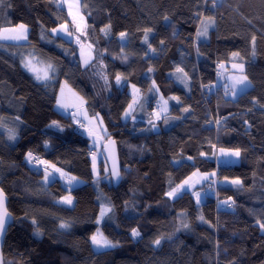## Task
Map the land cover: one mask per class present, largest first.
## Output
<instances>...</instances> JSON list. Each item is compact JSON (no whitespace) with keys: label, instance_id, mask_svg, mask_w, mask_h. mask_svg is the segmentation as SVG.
I'll use <instances>...</instances> for the list:
<instances>
[{"label":"trees","instance_id":"trees-1","mask_svg":"<svg viewBox=\"0 0 264 264\" xmlns=\"http://www.w3.org/2000/svg\"><path fill=\"white\" fill-rule=\"evenodd\" d=\"M80 13L85 33L67 41L51 34L71 24L59 0H0V30L28 29L24 45L0 42V189L13 218L4 264H264V230L257 223L264 222V0H80ZM205 24L207 35L198 37ZM145 28L152 29L155 52L144 43ZM85 45L92 60L83 67L79 48ZM30 47L53 66L49 84L19 69ZM233 64L244 66L250 86L231 98L227 79L238 74L228 71L223 81L221 67ZM177 67L186 83L172 77ZM61 79L83 97L89 117L104 121L105 140L116 142V185L103 159L93 178L90 139L54 109ZM129 85L148 98L140 118L124 122ZM157 96L168 110L154 120ZM237 148V163H216L217 151ZM29 152L46 163L33 166ZM43 164L83 184H45ZM193 177L198 185L185 188ZM236 179L239 185L230 183ZM211 180L214 194L197 205L193 193L207 192ZM182 184L177 196L166 195ZM65 196L71 207L58 202ZM226 200L231 208L221 203ZM102 204L112 210L98 225ZM98 228L118 246L94 252ZM133 228L139 237H132Z\"/></svg>","mask_w":264,"mask_h":264},{"label":"rangeland","instance_id":"rangeland-1","mask_svg":"<svg viewBox=\"0 0 264 264\" xmlns=\"http://www.w3.org/2000/svg\"><path fill=\"white\" fill-rule=\"evenodd\" d=\"M60 6L63 7L69 15L71 24H62L58 27H56L55 29H57L59 35H56L53 33V31L51 30V34L53 36H58L61 37L67 41H72L74 36H81L85 33L86 30V20L84 18L83 15H81L80 13V0H59ZM70 11H71V15H70ZM14 28V27H13ZM5 29H11V28H5ZM71 31L74 32V34L71 33ZM28 32V29H27ZM3 35H7V36H13V33L10 32H5L2 33ZM78 37V38H79ZM26 38H27V34H26ZM26 38L25 39H14V38H9V39H0V42L2 43H7V44H16V45H24L26 43ZM80 43V42H79ZM79 59H80V63L81 66L85 67L89 64V62L92 60V51L89 45H85V46H81L79 48ZM36 54V49L33 47H30L28 53L26 54V56L20 61L19 63V69L26 75H29L30 77H32L37 83L40 84H49L52 81L53 75H54V71L50 72V79L47 81H41L38 82L35 78L32 72H29L25 67H23L22 65V61L25 60V58H32L33 60V64H35L37 67H46L48 64L44 61H42L41 59H39L38 57L35 56ZM235 65V64H233ZM233 65L230 66L229 69L226 68V66L222 65L221 67V71L223 72V76L221 78V80H225V73H228V71H230L231 73H236L238 75H243V73H241L237 68L233 67ZM180 76L181 79H183V75L180 73H174L172 75V77L174 78V80L178 83L181 84L180 79H177V77ZM234 77H239V76H233L230 77V79L228 80V89H231V84L233 82L232 78ZM224 78V79H223ZM118 84V83H117ZM121 84V81L118 85ZM134 89H137L136 87L129 85L127 87V92L130 94L131 96V100H130V104H133V101L135 99L136 103L133 104V107L131 109H129V106L126 108V110L124 111L121 120L122 121H126L129 119H132L131 117H134V120L140 118L137 117L143 109H141L142 105L141 102L145 103L147 100V95L143 96L139 93V91H134ZM230 94H231V90H230ZM148 96H151V93L148 94ZM60 97L63 104L65 105V107H58L57 106V98ZM56 101H55V105H54V109L64 115V116H70L75 122L80 120L79 117L81 116H85L87 118L83 119L84 120V127H81V123H76L77 124V129L79 127H81L82 129L79 130L81 133H83L86 137H88L90 139V149L93 151V156H91V173L93 178L96 180L99 178L100 175V167L99 164L101 162V160L103 159L102 153H101V147L102 144L106 141L105 137L107 135V127L106 124L104 123V121L100 118V116H98L97 118H93V117H89L87 114V111L85 109V101L83 99V97L77 93L73 88H71L67 82L63 79L60 80V84H59V88H58V92L56 95ZM164 99L161 96H157L156 102H157V107L156 110L153 112V118L154 120H159L160 117H162L166 112L164 111L165 108V104H164ZM138 110V111H137ZM167 110H168V105H167ZM128 113V115L126 116L125 113ZM75 113V116L73 115ZM159 117V118H158ZM141 121H145L144 118L140 119ZM89 129L92 131L93 135H89V131H86L85 129ZM106 133V134H105ZM95 157V159H94ZM217 159V160H216ZM216 163L219 165V161L223 160L225 162H227L229 165H233L235 163L238 162V157H234V156H225L221 153V151H217L216 154ZM95 167V170H94ZM41 168L44 170V183H45V172L47 171L48 173L51 174V180L50 182H52L53 180L57 179L59 181H61V183L63 184L64 187L66 188H75V187H79L83 184V181L79 180L76 178V180H74L71 184L67 183V179L69 177H72L70 175H67L62 177L60 175V172H57L55 167L50 166L48 164H43L41 166ZM104 171L107 172V167L104 168ZM63 172V171H62ZM199 178L197 177H193L188 184L185 185V188H192V186H196L199 183ZM48 182V183H50ZM45 183V184H48ZM209 187L207 188V192H202V191H195L193 193V199L195 201V203L197 205H200L203 201L206 195H213L214 194V188H215V183L214 181L211 180L210 184L208 185ZM213 186V187H212ZM195 193H199L200 195V201L198 203L197 201V196L195 195ZM66 197V196H65ZM64 198V197H63ZM61 198L58 202L60 204H62L63 206L66 207H71L73 205V199H72V205H68L65 203H62V199ZM104 206L103 204L100 206V211H99V215L98 218L100 217V212H101V207ZM110 213V212H109ZM108 213V214H109ZM106 214L103 219L100 220L101 224L103 222V220L105 219V217L108 215ZM98 224V225H99ZM137 238V237H136ZM91 247L92 250L94 252H101V251H105L108 250L110 248L107 249H100L97 250L94 248L92 241H91Z\"/></svg>","mask_w":264,"mask_h":264},{"label":"snow or ice","instance_id":"snow-or-ice-1","mask_svg":"<svg viewBox=\"0 0 264 264\" xmlns=\"http://www.w3.org/2000/svg\"><path fill=\"white\" fill-rule=\"evenodd\" d=\"M70 15H71V11H70ZM167 19H168V17L166 16L165 20H167ZM209 19H211V18H209ZM209 26H210L209 24H205L203 29L198 30V32H197L198 37L199 36H206ZM109 27H110V25L106 26L105 29H102V31H106ZM52 31H53L54 34L59 35L57 29H52ZM143 31L145 33V35H144V43H148L149 44V49L151 51L155 52L156 49H153L151 47V44L148 41V34L152 32V29L151 28H145ZM5 32H10V33H13L14 35L11 36V37L7 36V35H3L2 33H5ZM26 34H27V26L24 25V24H19V25L15 26L14 28H11V29H2V30H0V39H9V38L25 39L26 38ZM126 36H127V33H125V32H121L120 33L121 40H124L126 38ZM252 39H253V42H254L255 41V37H253ZM163 43H164V41H161V44H163ZM232 55L235 57V56H238L239 54L238 53H232ZM22 65L29 72L33 73L34 78L38 82L49 80L50 79V72L54 71V68H53V66L51 64H48L46 67H42V68L41 67H37L35 64H33L32 58H25V60L22 61ZM233 67L237 68L241 73L244 72V66L242 64H235V65H233ZM149 71H151V69H149ZM175 71H176V73H180V74L183 75V79H181L180 76H178L177 79H180V81L182 83H186L187 74L184 73L183 69L180 68V67H177ZM232 80H233V82L231 84V89L230 90H231V94L233 96H235L239 90H242L243 88L250 86V83L248 81V77L246 75H240L239 77H234V78H232ZM116 81H117L118 84L121 81V76L119 74L116 77ZM45 86H47V85H45ZM134 91H138V89H134ZM227 94H228V88L226 86V95ZM172 99H176L179 102V98H177V97H172ZM56 103H57L58 107H65V105L63 104V102H62L60 97L57 98ZM134 103H136L135 99L133 101V104ZM254 103H255V101H254ZM133 104H129V109H131L133 107ZM164 104H165L164 111L166 112L167 111V101H164ZM184 111L187 112L188 109L185 108ZM73 115L75 116V113ZM125 115L127 116L128 113L126 112ZM165 122H167V121H165ZM217 123L219 124L220 121L217 120ZM52 124H53V126L59 127V125L57 124L56 121H53ZM81 127H84V125L82 123H81ZM153 127H155V125H153ZM85 130L89 131V135L90 136L93 135L91 130H89L87 128ZM9 138L10 139H15L16 138L15 134L13 133L12 135H10ZM111 143L114 145L115 142L112 141ZM106 148H107V146H106ZM220 151L225 156L239 157L240 154H241V150L239 148H237L235 150L221 149ZM201 155H204V154L201 153ZM26 159L31 163L32 160L34 159L33 153L32 152L27 153ZM94 159H95V157H94ZM41 163H46V162L45 161H41ZM94 170H95V167H94ZM56 171L60 172V175L62 177L67 175L66 173L62 172L60 169H56ZM112 175H113L114 178H118L120 173H119L118 170L114 169ZM193 175H195V173ZM215 175H216L215 173H212L211 175H204L203 179L204 180H210L211 176H215ZM50 180H51V174L46 171L45 172V183L50 182ZM74 180H76L75 177H69L67 179V183L71 184ZM230 183L239 185L241 182L238 179H236V180L230 181ZM184 184H187V181H185ZM184 184H182V185L178 186L177 188H174L171 191L167 192L166 195L169 198H173V197L177 196L178 193H180V192H182V190H184ZM195 195L197 196V201L199 203L200 195H199V193H195ZM229 200H230V198H229ZM229 200L223 201L221 203H223V204L227 205V207L231 208L232 204L229 202ZM61 202L65 203V204H68V205H72V198H71V196H66V197H64L62 199ZM111 210L112 209L110 207L102 206L101 207V212H100V217L97 219L96 223L99 224L100 220L103 219V217L106 214L111 212ZM10 219H11V216H10V214L8 213V211H7L6 207H5V194H4V191L2 189H0V236H2L4 231L6 230L7 221L10 220ZM200 219L203 221L204 220L203 216H201ZM204 222H207V221H204ZM35 223H36L35 220H33V224H35ZM257 223L260 225L261 229L264 230V222H261L260 220H258ZM60 227L66 229V228L69 227V225L66 224V223H61ZM188 227L189 226L187 224L184 225V228H188ZM36 234L39 235V231L38 230H37ZM131 234H132L133 238H136V237L140 236V232L137 229H135V228L132 229V233ZM162 240H163V237H159L153 243H154L155 246H159L161 244ZM91 241H92V244H93L94 248L97 249V250L107 249V248H114V247H117L118 243H119V242H113L112 240L108 239L100 231L99 228L96 230V233L92 235ZM0 264H2V261H0Z\"/></svg>","mask_w":264,"mask_h":264},{"label":"water","instance_id":"water-1","mask_svg":"<svg viewBox=\"0 0 264 264\" xmlns=\"http://www.w3.org/2000/svg\"><path fill=\"white\" fill-rule=\"evenodd\" d=\"M112 141H114L112 138H108L102 144L101 153H102L104 163H105L107 170H108V173H109L111 184L116 185L120 181V175L118 178H114L112 173H113L114 169L118 170L120 173V162H119V155H118V149H117L116 142L114 141L115 143L113 145L111 143ZM106 146H107V148H106ZM5 207L7 209V198H6V196H5ZM12 222H13V218L11 216V219L7 221L6 230L4 231L3 235L0 236V261H2V264H4L3 256H2V247H3V243H4V238H5L7 229L12 224Z\"/></svg>","mask_w":264,"mask_h":264},{"label":"built area","instance_id":"built-area-1","mask_svg":"<svg viewBox=\"0 0 264 264\" xmlns=\"http://www.w3.org/2000/svg\"><path fill=\"white\" fill-rule=\"evenodd\" d=\"M78 129L81 130L82 128L79 127ZM89 156L90 157L93 156V152L92 151L89 153ZM33 157H34V159L32 160L31 164L33 166H36V167H38L39 165H41L42 159L39 156H37V155H33ZM223 168H224V166H223Z\"/></svg>","mask_w":264,"mask_h":264},{"label":"crops","instance_id":"crops-1","mask_svg":"<svg viewBox=\"0 0 264 264\" xmlns=\"http://www.w3.org/2000/svg\"><path fill=\"white\" fill-rule=\"evenodd\" d=\"M241 75H242V74H241ZM237 76H240V75H237ZM226 78H229V77H226ZM238 92H239V91H238ZM238 92H237V93H238ZM231 98H233V95L231 96ZM85 118H87V117H85V116H84V117H83V116L79 117L80 120L76 121V123H82V124H84V123H83V122H84L83 119H85ZM82 121H83V122H82Z\"/></svg>","mask_w":264,"mask_h":264}]
</instances>
